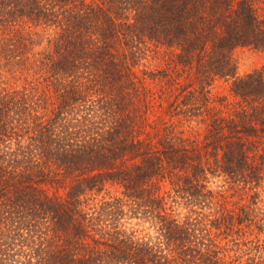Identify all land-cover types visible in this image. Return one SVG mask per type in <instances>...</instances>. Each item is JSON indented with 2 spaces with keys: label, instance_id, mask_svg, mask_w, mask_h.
<instances>
[{
  "label": "trees",
  "instance_id": "trees-1",
  "mask_svg": "<svg viewBox=\"0 0 264 264\" xmlns=\"http://www.w3.org/2000/svg\"><path fill=\"white\" fill-rule=\"evenodd\" d=\"M0 264H264V0H0Z\"/></svg>",
  "mask_w": 264,
  "mask_h": 264
},
{
  "label": "rangeland",
  "instance_id": "rangeland-1",
  "mask_svg": "<svg viewBox=\"0 0 264 264\" xmlns=\"http://www.w3.org/2000/svg\"><path fill=\"white\" fill-rule=\"evenodd\" d=\"M236 56V75H241L247 71H250L253 68H256L259 66V64L263 61V58L260 53L248 49V48H240L236 50L235 53ZM227 85H216L215 87V92L220 93L223 92L225 93V89Z\"/></svg>",
  "mask_w": 264,
  "mask_h": 264
}]
</instances>
